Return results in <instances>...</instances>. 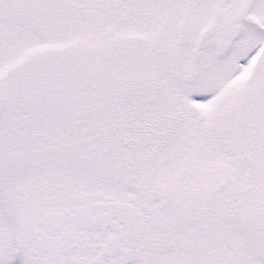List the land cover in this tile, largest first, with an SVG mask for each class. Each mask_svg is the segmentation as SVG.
<instances>
[{
  "label": "snow or ice",
  "instance_id": "snow-or-ice-1",
  "mask_svg": "<svg viewBox=\"0 0 264 264\" xmlns=\"http://www.w3.org/2000/svg\"><path fill=\"white\" fill-rule=\"evenodd\" d=\"M0 264H264V0H0Z\"/></svg>",
  "mask_w": 264,
  "mask_h": 264
}]
</instances>
